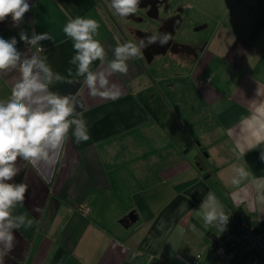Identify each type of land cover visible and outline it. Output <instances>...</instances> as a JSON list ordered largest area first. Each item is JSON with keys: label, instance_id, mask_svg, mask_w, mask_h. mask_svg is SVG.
Returning <instances> with one entry per match:
<instances>
[{"label": "crops", "instance_id": "1", "mask_svg": "<svg viewBox=\"0 0 264 264\" xmlns=\"http://www.w3.org/2000/svg\"><path fill=\"white\" fill-rule=\"evenodd\" d=\"M106 1L29 0L34 7L21 27L31 22L38 34L51 33L53 40L42 42L43 54L54 71L67 75L66 69L74 70L72 43L62 32L69 16L99 22L97 38L107 59L115 37L132 41L119 26L124 20L116 23ZM180 7L181 12L193 9L189 18L206 29L205 40L191 33L181 43L171 40L165 51L144 55L142 49L141 56L127 61V74L109 77L121 90L119 99L82 91L88 141L76 144L70 133L59 163L33 168L18 159L23 171L14 181H23L28 190L15 214H26L34 223L14 230V246L2 264H192L197 254L200 264H264L240 250L231 263L221 260L211 250L210 237L226 230L205 228L195 211L211 191L229 216L226 229L246 220L264 235V206H252L254 185L245 181L234 188L229 182L232 166L246 161L264 183L259 149L236 159L237 145L246 148L254 130L250 101L264 100V0H183ZM160 23L150 31L156 33ZM153 33L134 27L132 42ZM13 36L19 41L9 17L0 22V37ZM180 44L182 53L176 49ZM17 47L27 55L34 51L22 42ZM162 52L171 61L167 76L153 64V58L163 59ZM100 68L94 61L92 69ZM16 77V71L0 74V99H7ZM161 80L166 91L162 85L155 90ZM51 87L69 94L80 85ZM177 226L185 229L182 237L175 234Z\"/></svg>", "mask_w": 264, "mask_h": 264}, {"label": "clouds", "instance_id": "2", "mask_svg": "<svg viewBox=\"0 0 264 264\" xmlns=\"http://www.w3.org/2000/svg\"><path fill=\"white\" fill-rule=\"evenodd\" d=\"M139 3L140 0H109L108 7L115 15L124 18L135 14ZM33 7L29 0H0V22L10 17L11 26L18 29L19 35V41L15 36L8 39L0 37V74L17 72L7 99H0V264L14 246V230L29 229L34 223L26 214H15L18 206L23 207L28 190L23 181H14V177L23 171V166H17L18 159L33 168L40 163H59L70 133L76 144L88 141L90 135L84 119L87 108L81 99L82 91L86 88L91 97L119 99L121 90L117 84L110 83L109 77L116 73L127 74V61L141 56L143 48L158 39L161 45L171 39L164 33L162 38L160 34L153 35L137 44L132 41L121 43L119 37H115L112 58L107 59L105 48L97 38L99 22L90 17L69 16L62 32L72 43L74 54L69 64L74 66V70L69 67L67 75H61L52 69L43 54L45 47L42 42H51V33L38 34L31 27V22L29 28L21 27L25 13ZM20 42L34 49L31 55L18 49ZM94 61L100 62V69H92ZM57 83L79 84L80 88L75 93L61 94L52 90L51 86ZM250 102L255 105L251 116L254 130L246 148L237 145L236 159L243 160L248 151L259 149V160L264 163V147H261L264 145V100ZM246 165V161L234 164L229 182L234 188H239L249 181L255 187L252 206H264V183L258 182ZM186 206L182 205V208ZM195 211L205 228L215 227L220 232L226 230L229 216L213 192L206 194ZM184 232L183 227L175 229V234L180 237Z\"/></svg>", "mask_w": 264, "mask_h": 264}, {"label": "rangeland", "instance_id": "3", "mask_svg": "<svg viewBox=\"0 0 264 264\" xmlns=\"http://www.w3.org/2000/svg\"><path fill=\"white\" fill-rule=\"evenodd\" d=\"M189 2V1H186ZM181 4H183V0H155V2H151L148 7L147 10L144 8L145 11L147 12H143V11H137L135 14H133V19L134 17H139L140 16V21L139 24H135L134 26L133 23L132 24H128V17L125 18H119V17H114L116 23L118 24V21L120 22L121 19L124 20V24H118L119 26H121L122 28L127 29V31H125L126 35L132 40V41H136L137 38L136 36L133 34H131V30L132 28L136 27L137 30H143L144 32L147 33H153L152 28L154 27V25L156 24V22H162L165 21L164 18L165 17H176L179 18V23H169L165 29L159 28L157 30L156 33H153L155 35L160 34L161 32L165 31L167 34H171V36H173V38L178 41V43H181L182 40H186L189 35L192 34H196L198 36V40L199 41H203L205 40V38L208 37V35H206V29H198L195 30V27L198 25H193V21L191 20V18H189V14L193 11L187 9V11L185 12H181ZM190 4V3H189ZM192 6V5H190ZM152 11V12H149ZM196 10L194 9V12ZM196 16H200V13L197 11L195 12ZM114 16V15H113ZM169 20V19H168ZM166 20V21H168ZM201 25V24H199ZM187 32V34H186ZM184 37V38H183ZM181 46V48H180ZM180 46L178 45L179 52L181 51H185V45L180 44ZM183 48V50H182ZM176 53V50H174ZM178 52V53H179ZM165 52H162V58L159 61L158 58H161V56L155 57L153 58V64H154V68L155 70L158 72H160L161 75H165L167 76L168 73H170L171 71V65H167L168 63L170 64V57L168 56L166 58V55L163 56ZM182 53V52H181ZM172 59V58H171ZM174 61V62H173ZM172 62L175 64L176 66L175 68L177 70H179V62L172 60ZM149 66L151 67V65L149 64ZM173 67V66H172ZM184 71V70H183ZM155 73V72H154ZM153 73V74H154ZM179 73V72H178ZM162 85V88L164 89V91H166L167 87L166 85H164V83L162 82V80L159 82L158 86L155 87V90H158V87Z\"/></svg>", "mask_w": 264, "mask_h": 264}, {"label": "built area", "instance_id": "4", "mask_svg": "<svg viewBox=\"0 0 264 264\" xmlns=\"http://www.w3.org/2000/svg\"><path fill=\"white\" fill-rule=\"evenodd\" d=\"M87 211V207L83 208V212ZM210 238L211 250L226 263H231L236 257L235 250L255 252L259 260L264 258V235L255 232L253 225L246 220L237 221L235 226L228 228L223 234ZM200 256L197 254L191 263L200 264Z\"/></svg>", "mask_w": 264, "mask_h": 264}, {"label": "flooded vegetation", "instance_id": "5", "mask_svg": "<svg viewBox=\"0 0 264 264\" xmlns=\"http://www.w3.org/2000/svg\"><path fill=\"white\" fill-rule=\"evenodd\" d=\"M151 2H155V0H140V3H139L140 7H138V10H137V11H139V12H140V11L147 12V11L144 10V8L147 10V7H148V5H149ZM106 4H107L106 6H108V4H109V0L106 1ZM139 5H138V6H139ZM146 6H147V7H146ZM108 8H109V7H108ZM109 10H110V9H109ZM110 12H112V11L110 10ZM149 12H152V11H149ZM112 14L114 15V17H115V16H116V17H119V16L115 15L113 12H112ZM127 17H128V20L131 19V20H129V22H131V23L128 22V24H132L133 21H134V23H136V22L139 23V21H140V16H139V17H136V16H135L134 19H133V14H132V15H129V16H127ZM119 18H120V17H119ZM124 18H125V17H124ZM168 19H169V20H168ZM168 19H166V20H168V21H166V20H165V21H162V23L159 24V27H158V28H162V27H163V29H165V27H166L169 23H172L171 21H172L173 19H175V17H172V18L168 17ZM138 23H136V24H138ZM158 23H159V22H158ZM156 24H157V22H156ZM156 24H155V25H156ZM156 32H157V31H156ZM164 33H166V32L163 31V32L160 33V38H162V36H163ZM157 35H159V34H157ZM169 35H170L171 39L168 41V43L161 45V44L159 43V39H158L155 43L149 45V46L146 47V48H143V50H145V51H143L144 55H146L147 52H152V51L157 50V49H160L161 51H165V50L167 49V45H169V42H170L171 40L174 39L173 36H171V34H169ZM174 48H176V46L173 47L172 51L174 50Z\"/></svg>", "mask_w": 264, "mask_h": 264}, {"label": "trees", "instance_id": "6", "mask_svg": "<svg viewBox=\"0 0 264 264\" xmlns=\"http://www.w3.org/2000/svg\"><path fill=\"white\" fill-rule=\"evenodd\" d=\"M250 224H251V223H250ZM252 225H253V224H252ZM253 227H254V226H253ZM226 230H227V229H226ZM214 235H221V234H214ZM214 235H213V236H214ZM211 237H212V236H211ZM242 253H243V252H242ZM235 254H236V250H235ZM243 254H244V255H253V256H256L255 252H247V253L244 252ZM263 260H264V258H263Z\"/></svg>", "mask_w": 264, "mask_h": 264}, {"label": "water", "instance_id": "7", "mask_svg": "<svg viewBox=\"0 0 264 264\" xmlns=\"http://www.w3.org/2000/svg\"><path fill=\"white\" fill-rule=\"evenodd\" d=\"M200 28H201V26H196V27H195L196 30H197V29H200ZM128 217H129V219L134 220L133 212H130V213L128 214Z\"/></svg>", "mask_w": 264, "mask_h": 264}]
</instances>
